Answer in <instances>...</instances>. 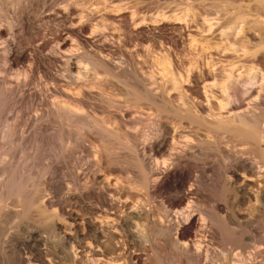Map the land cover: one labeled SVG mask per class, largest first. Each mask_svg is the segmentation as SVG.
I'll return each instance as SVG.
<instances>
[{"label": "bare ground", "instance_id": "bare-ground-1", "mask_svg": "<svg viewBox=\"0 0 264 264\" xmlns=\"http://www.w3.org/2000/svg\"><path fill=\"white\" fill-rule=\"evenodd\" d=\"M142 1L0 0V264H256L264 0ZM166 32L184 62L160 47L149 71L123 45ZM29 128L53 132L61 168L32 172ZM85 142L91 175L70 161Z\"/></svg>", "mask_w": 264, "mask_h": 264}, {"label": "rangeland", "instance_id": "rangeland-1", "mask_svg": "<svg viewBox=\"0 0 264 264\" xmlns=\"http://www.w3.org/2000/svg\"><path fill=\"white\" fill-rule=\"evenodd\" d=\"M89 1H90V5L96 4V0H89ZM124 1L129 2L130 0H128V1L124 0ZM142 2H143L142 3V5H143L142 6V12L144 11L143 13L146 12L148 14H153V13L155 14L158 11L163 10L165 8L164 5L163 6L160 5V7L162 8L161 9L159 7V5L155 3V2L163 3V2H165V0H162V1L161 0H158V1L157 0H149V1L148 0H143ZM180 7H178V9H177L178 11H180L182 9V6H180ZM166 33L169 36L166 37L167 39L164 41V43H162V46H160V44H158L157 42H153V41H146L144 43H138L137 42V44H136V42H131V43L124 42L123 45L125 46V43H126L125 49L136 50V51L138 50L137 52L139 54H138V57H136V58L137 59L141 58L140 60L145 62L146 67H147V69H149V71L152 70L151 69L152 61H153V57L152 56L154 55V57H156V53L155 52H158L160 47H162V48H164V47L165 48H170V50L172 52V57H173L172 59L184 62L186 60V58L188 57V55H189V44L187 43L188 41H185L184 42L185 44L182 43L183 45L181 43L177 44V45L176 44L171 45V44H173V42H171V40L169 39L171 32L170 33L166 32ZM171 35H172V33H171ZM156 45L157 46L159 45L157 47V51H156ZM186 45H187V47H186ZM148 49H149V51H151L150 52V58H149L151 60V64H150V60L146 56L144 57V55H145L144 51L148 50ZM187 49H188V51H187ZM154 50H155V52H154ZM152 51H153L154 54L152 53ZM141 52H143L142 53L143 55H142V57L139 58V56H141V54H140ZM143 57L146 58V59H144ZM41 83H44V84L41 85L42 88L43 87H45V88L49 87L50 88V85L48 83H46L44 78L41 81ZM50 90H51V88L48 90V92ZM49 93L51 95L53 92L50 91ZM117 99L120 100L121 97H119V98L117 97ZM145 108H143L142 106L141 107L138 106V107H127V108H124V109H127L128 111L130 110L129 113L132 114L131 116H133V115L141 116L142 115L143 123H141L140 125L135 126L134 128H136L139 133L150 135V133H152L151 131H153L152 123L154 122V119H155V113H154V110H152V109L148 110L147 108L146 109ZM34 115H35V111L31 110L29 112V116H27V117H28V119L29 118L31 119V118H33ZM100 117H103V119L105 118L104 120H107L108 119L107 117H109V116L106 117V115H102ZM165 120L169 121L168 119H165ZM32 130H33L32 128H29L28 130L26 129V136H28V141H29L28 145L30 146V147H28L29 150H27V153H28L29 156H30V154H32L30 156L31 158L29 157V159H30V162H29L30 169L32 170L33 167H36V168H34V170H32V172H36L37 171L40 174L43 173L44 170H42V168L45 169L44 166H46L49 161H50L49 163H51V161H52L51 164L53 166H56V167L58 166V168H61L60 166L63 164V162H61V159L58 158V149L56 150V148H57V145H56L57 138H56V136H54L53 132L51 130L50 131L47 130V132L45 131L43 133H42V131H40L42 134H40V132L38 134V132H34V131L32 132ZM49 132H52L51 135H50ZM1 133H2V131H0V145L2 144V134ZM30 141L35 143L34 146H33V143L30 142ZM36 144H38V145H36ZM82 145H83V147H79L78 150H77V148H75V150L71 154L70 161H71V163H73L76 166V170H75L76 173H85L88 170L89 165H90V169L89 170H90V175H91L93 173V169H92L91 165L93 164L92 162L94 160H93V156L91 154V151H89V149L91 150V148L89 147L90 144H88V142H85ZM86 145L88 146V148H87ZM31 147H33L35 149L32 148V150H31L30 149ZM83 148H84V150H83ZM30 151H31V153H30ZM33 151H34V153H32ZM209 151H207L208 160L209 161H216V162H218V164H221L222 160L219 158V156H216V153L215 152L213 153L212 150H209ZM88 152L90 153V155H89ZM47 156H48V158H47ZM46 158L47 159L52 158V159L48 160V162H47ZM256 159L259 161L258 158H256ZM53 162L54 163H58V164H54ZM33 164H34V166H32ZM141 198L142 197H140V199ZM157 201H159V199H157ZM256 209H258V210H256ZM252 216H253L252 217V235L250 234L251 238H252V253H253L252 254V262L256 263V264H264V209H262L260 207L253 208L252 209ZM217 241H218V239H217Z\"/></svg>", "mask_w": 264, "mask_h": 264}]
</instances>
